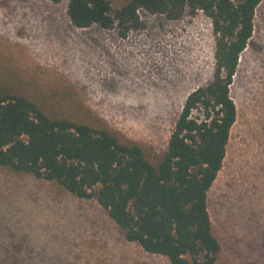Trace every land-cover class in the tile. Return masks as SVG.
<instances>
[{
    "label": "rangeland",
    "instance_id": "obj_1",
    "mask_svg": "<svg viewBox=\"0 0 264 264\" xmlns=\"http://www.w3.org/2000/svg\"><path fill=\"white\" fill-rule=\"evenodd\" d=\"M112 9L128 0H109ZM144 28L72 27L66 2L0 0V90L47 116L161 153L189 93L213 73L214 36L201 13L168 21L140 11ZM237 117L208 193L221 246L217 264H264V0L230 86ZM0 264H169L123 241L94 200L0 170Z\"/></svg>",
    "mask_w": 264,
    "mask_h": 264
},
{
    "label": "trees",
    "instance_id": "obj_2",
    "mask_svg": "<svg viewBox=\"0 0 264 264\" xmlns=\"http://www.w3.org/2000/svg\"><path fill=\"white\" fill-rule=\"evenodd\" d=\"M47 1L66 2L72 27L116 30L121 39L144 28L140 10L168 21L200 12L214 36L212 78L188 94L166 148L151 159L106 129L47 116L25 96L0 90V170L94 200L123 241L169 264H217L208 193L237 117L230 86L262 0H128L114 10L109 0Z\"/></svg>",
    "mask_w": 264,
    "mask_h": 264
},
{
    "label": "built area",
    "instance_id": "obj_3",
    "mask_svg": "<svg viewBox=\"0 0 264 264\" xmlns=\"http://www.w3.org/2000/svg\"><path fill=\"white\" fill-rule=\"evenodd\" d=\"M140 11H143V12H146V11H144V10H140ZM139 11V12H140ZM139 12H138V15H139ZM147 13V12H146ZM200 13V12H199ZM203 15V14H202ZM204 16V15H203ZM140 17V16H139ZM141 19V18H140ZM209 23H210V21H209ZM211 25V24H210ZM128 36V35H127ZM127 38V37H126ZM214 60V59H213Z\"/></svg>",
    "mask_w": 264,
    "mask_h": 264
}]
</instances>
